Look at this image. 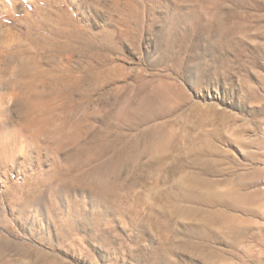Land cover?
Segmentation results:
<instances>
[{
  "label": "rangeland",
  "instance_id": "1",
  "mask_svg": "<svg viewBox=\"0 0 264 264\" xmlns=\"http://www.w3.org/2000/svg\"><path fill=\"white\" fill-rule=\"evenodd\" d=\"M0 127V264H264V0H0Z\"/></svg>",
  "mask_w": 264,
  "mask_h": 264
},
{
  "label": "bare ground",
  "instance_id": "2",
  "mask_svg": "<svg viewBox=\"0 0 264 264\" xmlns=\"http://www.w3.org/2000/svg\"><path fill=\"white\" fill-rule=\"evenodd\" d=\"M34 95V94H33ZM34 103V101H33ZM27 105V104H26ZM18 107V106H17ZM29 108V107H28ZM32 110V109H31ZM29 111V110H28ZM34 111V110H33ZM7 112V111H6ZM7 113H10V112H7ZM27 120H30L29 118ZM34 120V119H33ZM32 122V120H31ZM32 127V126H31ZM1 128V127H0ZM4 128V127H3ZM1 131V130H0ZM1 138V137H0ZM2 140V139H1ZM1 144V143H0ZM14 151V150H13ZM11 157H13L12 155H10ZM3 157H4V160H3ZM11 157H8L5 155V153L0 149V161H9ZM12 159V158H11Z\"/></svg>",
  "mask_w": 264,
  "mask_h": 264
}]
</instances>
